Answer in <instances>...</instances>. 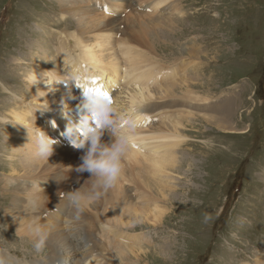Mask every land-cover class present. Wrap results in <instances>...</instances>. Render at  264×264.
Here are the masks:
<instances>
[{
    "label": "rangeland",
    "instance_id": "1",
    "mask_svg": "<svg viewBox=\"0 0 264 264\" xmlns=\"http://www.w3.org/2000/svg\"><path fill=\"white\" fill-rule=\"evenodd\" d=\"M127 1L125 4L121 2L123 4L108 15L117 21L110 32L113 34V46L119 48L120 44L126 43L122 39L135 44L132 38L136 37L147 50V55L151 50L154 56L162 59V63H171L172 70H179L185 60H192V55L200 54L198 74L202 78L192 82L199 92L196 91L214 100L233 95L237 104L233 122L239 129H249V132L223 131L215 122L209 123L199 117L191 123L184 121L182 132L187 135V140L178 148L177 155L183 153L186 162L181 165L183 174L179 170L172 172L181 180L176 191L183 200L161 203L167 209L162 223L158 226L137 224L134 218L133 225H137L135 229L138 230H122L113 227V223L94 220L96 214L85 210L86 216L93 218L95 226L70 235L71 248L65 249L64 258H54L52 263L77 264L80 260L81 264L83 261L90 264L94 253L98 254L97 257H107V260L112 256L117 264H256L259 255L264 261V0H183L186 16L182 22L186 25L183 33L177 32L176 37L169 39L171 34L167 33L165 38L148 45L144 44L140 33L133 34L139 29V22L165 10L171 13V17L173 14L167 6H160L155 11L153 5L157 0H134L130 6L126 5ZM88 5L94 8L93 3ZM95 6L100 13L103 10L102 13H108L103 4ZM61 16L59 0H0V247H7L20 262L28 264H32L30 260L45 262L53 254L48 240L45 250L38 253L33 241L17 233L14 223L19 219L9 212V208L15 202V212L21 217L23 184L29 185L36 178L42 191L50 190L49 195L56 196L43 202L45 207L57 199L69 202L66 196L61 199L60 193L91 184L89 172L75 170L82 163L83 150L60 148L59 152L53 151L49 157L52 159L51 168L32 176L24 173L19 160L21 155L14 154L11 148L13 141L9 133L15 120L9 115L11 107L22 104L23 98L32 99L33 92L36 96L31 105L36 103L39 88L48 80L46 65L52 67L60 63L62 51L58 32L75 30L71 28V25H76L75 19L67 15L62 20ZM154 20L162 23L164 17ZM157 30L163 32L159 27ZM153 35L155 32L149 36ZM135 45L140 47L137 43ZM29 51L30 56L27 54ZM48 53L50 58L45 57ZM189 71L194 72L188 68L187 73ZM32 75L39 80L38 84H33ZM164 81L159 78L156 88ZM161 103L169 106L172 102L155 95L152 104ZM164 109L169 117L173 107ZM158 118L154 114L151 122ZM102 139L111 140V137L107 133ZM12 166L20 172L11 176L16 177L14 181L9 180ZM192 169L197 173L195 178L191 174ZM56 183L58 185L54 186ZM125 183L126 186L131 185L128 181ZM133 192L127 190L130 197ZM24 205L26 208L25 202ZM54 206L60 208L57 204ZM69 209L74 210L72 207ZM50 213L38 214L46 219ZM205 213L213 217L207 224L203 222ZM26 216L33 220L34 212L29 211ZM33 224H36L34 220ZM64 227H67L65 221ZM93 231L95 234L91 238L88 234ZM137 234L145 235L139 243L144 249L140 257L126 253L120 258V254L114 255L110 248L106 251L104 235L133 246L134 235Z\"/></svg>",
    "mask_w": 264,
    "mask_h": 264
},
{
    "label": "bare ground",
    "instance_id": "2",
    "mask_svg": "<svg viewBox=\"0 0 264 264\" xmlns=\"http://www.w3.org/2000/svg\"><path fill=\"white\" fill-rule=\"evenodd\" d=\"M133 1L128 0L126 5H132ZM138 1L147 2L150 0ZM59 2L62 12L61 19L64 20L67 15L74 18L76 25H71V28L75 30L65 29L58 32L61 39L60 50L62 51L60 63L52 67L50 64L46 65L48 67V80L39 88L36 103L31 105L34 103L36 96L33 92L31 100L23 98L22 104H16L15 107H11L9 115L15 119L13 121V130L9 133L12 135L11 148L13 153L21 155L19 160L24 173L32 176L43 173L51 168L50 161L52 159L35 158L33 155V144L29 141L28 129L40 128L55 139L57 141L53 146L55 152H59L60 148L75 150L76 148L70 144V139L61 138L60 136L66 129L69 116L75 120L80 117L78 106L83 98V89L93 91L98 89L100 92L113 95L114 101L122 113L132 109L139 110V114L142 117V126L137 129L134 137L135 146L129 151L127 159L124 161L125 170L117 186L102 196L100 203H92L86 210H89L93 215L96 214L94 220H101L108 222V224L113 223V227H120L122 230H138L135 229L138 226L133 225L134 218L137 219V224L144 225L149 223L151 226L152 223L158 226L162 223L167 211L163 207L165 205L161 203H167V201L175 203L183 200L178 197L180 195L176 191L180 187L181 180L172 174V172H178V170L183 174L181 165L186 162L184 155L182 156L183 153L179 154V156L177 155L178 148L187 140V135L185 136L182 132V128H184L183 122L191 123L199 117L209 123L215 122L217 128L219 127L223 131L229 130L231 133H246L249 132V129H239L233 122V113L237 109L233 95L230 94L224 98L214 100L208 95L199 94L195 84H192L194 80L197 82V80L199 81L202 78L201 74H198L200 67L198 58H200V54L192 55V60H185L182 65L180 64L179 70L174 68L172 70L170 68L173 67L170 65L171 63H162L160 61L162 59L154 56L151 50H148L147 55V50L143 49L142 42L136 37V39L132 38L133 42L137 43L141 48L124 39L121 41L126 43L120 44L119 48L113 46V34L110 32L117 25V21L109 18L110 16L108 15L121 4H125L126 0H59ZM90 3H93V9L89 7L88 4ZM183 3V0H173L172 2L170 0H157L153 5L155 11L160 6L165 8L167 6V9L171 10L173 17L166 10L165 12L154 14L147 20L140 21L139 29L134 30L133 34L140 33L145 41L144 44L148 45L155 44L157 40L165 38L167 33L171 34L168 39L176 37L177 32L183 33V28L186 26L182 24L186 18ZM97 4H103L107 8L108 13H102L104 10L100 13L95 6ZM148 4H153V2ZM162 17H164L162 23L154 20H159ZM158 27L163 31L162 33H159ZM153 32H155V35L149 36ZM27 54L30 56L31 51ZM45 57L50 58V54H45ZM31 63H35V61H31ZM124 66H127V68L124 69ZM188 68L194 70V72L189 71L187 73ZM77 69L80 76L75 81L76 84H72L71 96H69L68 85L63 81H56L68 79V72L72 73ZM159 78L161 81H165L163 85L156 88L158 84L156 81ZM32 80H35V75H32ZM177 90H180L179 93L176 92ZM155 95L172 102L169 104V106L173 107L169 117L164 109L169 107L167 104H152ZM65 104L67 109H65ZM176 106H181V108H176V110L174 109ZM47 107L48 109L44 110ZM154 114L159 117L156 119L158 121L154 120L155 123L154 121L151 122ZM5 119L6 117L3 118V120ZM107 139L102 140L110 142ZM15 174L19 175L20 172L13 167L12 174L9 177L10 181H14L16 177L11 176ZM191 174L194 175V178L197 177V173L193 169ZM38 181L34 178L29 185L23 184L25 189L22 192L23 209L20 214L21 217L19 218L15 212L17 207L15 202L9 208V212L15 214L18 217L17 219H19V221L14 223L17 226V233L25 239L28 238L29 241L35 242L30 230L31 222L33 223L34 220L43 226L44 231L48 233V246L52 248L51 254L53 255L49 256L48 259L46 258L45 262L30 261H32V264H50L54 258H64L62 256L67 251L65 249L71 248L72 242L70 239L72 238H70V235L77 234L79 232L77 230L87 231L91 229V226H95V222L93 218L86 216V213L82 214L79 221H75L73 219L75 210H70L71 206L66 201L64 203L57 199L46 207L42 205L43 202L48 199H55L56 196L55 198L51 197L49 195L50 190L42 191V186ZM125 181L131 183V185L126 186V183L124 184ZM52 182H55V180ZM56 185L58 184L56 183L54 186ZM84 188L88 187L84 186ZM127 190L130 192L134 191L132 195L136 197L133 198L132 195L130 197ZM136 199L139 202L137 201L135 204ZM30 202L35 203L37 211L31 210ZM55 204L60 208L55 207ZM68 210H70L68 217L73 219L72 223H69L70 219L67 217ZM29 211L34 212V216L31 217L33 220H29L26 216ZM48 211L51 213L46 219H42L38 214L39 212ZM64 221L67 225L66 228L64 227ZM135 221L134 223H136ZM97 233L99 234V232ZM94 234L93 231L88 235L92 238ZM104 237L106 251L110 248L114 255H116L115 253L120 254V258H123L126 253L139 256L141 252H144L143 245L139 244L144 239V234L134 235L135 242L131 243L133 246L116 242L118 240L115 237L112 238L114 241H111L112 239L107 235H104ZM93 240L95 241V239ZM97 255L95 253L92 254L91 257L93 259L91 258L92 262L90 264H117L112 259V256H110V260H107V257L100 255L97 257ZM71 257L73 258V256ZM261 258L262 255H259L256 264H264ZM20 264L28 263L20 262ZM77 264H81L80 260L77 261ZM82 264H84V261ZM245 264L251 263L246 262Z\"/></svg>",
    "mask_w": 264,
    "mask_h": 264
},
{
    "label": "clouds",
    "instance_id": "3",
    "mask_svg": "<svg viewBox=\"0 0 264 264\" xmlns=\"http://www.w3.org/2000/svg\"><path fill=\"white\" fill-rule=\"evenodd\" d=\"M79 76L77 69L69 74L68 79L56 82L66 83L69 88L68 94L71 96V86ZM38 83L39 80L33 81V84ZM78 107L79 119L75 120L69 116L63 135L70 139L75 148L84 150L82 163L75 170L81 173L89 172L91 184L88 188L80 187L67 193H60L61 199L66 196L70 206L75 210L73 218L75 221L81 219L89 205L99 201L117 186L125 170L124 161L135 146L134 137L137 129L142 126V117L138 109L122 113L114 98L104 92L83 89V98ZM47 109L48 107L44 110ZM65 109H67L66 104ZM105 132L111 137L110 142L102 140ZM28 134L29 141L33 144L35 158L48 160L53 154V146L57 141L37 127L28 129ZM181 202L187 203V201ZM30 203L31 210L37 211L35 203ZM212 219L210 214L205 213L203 222L207 224ZM30 230L35 238L33 245L35 251L43 252L48 233L38 223L31 225ZM0 264H20V261L7 247H0Z\"/></svg>",
    "mask_w": 264,
    "mask_h": 264
},
{
    "label": "snow or ice",
    "instance_id": "4",
    "mask_svg": "<svg viewBox=\"0 0 264 264\" xmlns=\"http://www.w3.org/2000/svg\"><path fill=\"white\" fill-rule=\"evenodd\" d=\"M95 91H99V90L97 89V90H95Z\"/></svg>",
    "mask_w": 264,
    "mask_h": 264
}]
</instances>
